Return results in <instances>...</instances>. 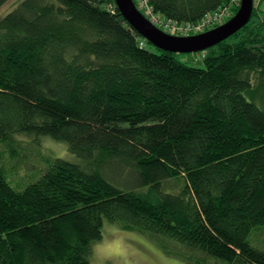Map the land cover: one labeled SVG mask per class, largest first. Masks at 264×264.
I'll return each instance as SVG.
<instances>
[{"label":"trees","instance_id":"16d2710c","mask_svg":"<svg viewBox=\"0 0 264 264\" xmlns=\"http://www.w3.org/2000/svg\"><path fill=\"white\" fill-rule=\"evenodd\" d=\"M148 2L179 24L232 4ZM203 63L149 44L114 0H22L0 18V144L49 137L79 159L40 157L24 186L0 166V264H87L106 219L187 264H264L249 242L264 110L244 95L264 82V0Z\"/></svg>","mask_w":264,"mask_h":264},{"label":"rangeland","instance_id":"374dc122","mask_svg":"<svg viewBox=\"0 0 264 264\" xmlns=\"http://www.w3.org/2000/svg\"><path fill=\"white\" fill-rule=\"evenodd\" d=\"M21 1L22 0H8L3 4L0 7V18L14 9ZM259 1L260 0H254L255 5H257ZM239 3L238 1H235V3L232 1V4L227 6L228 17L226 20L233 16H231L232 7L238 6L239 8ZM226 20H224V22ZM259 22L260 20L257 21L253 19L250 26H256ZM234 41H237V38L233 40V42ZM207 50L194 53H174V56L177 60L188 66L204 67L203 57ZM217 50L218 49H215V51ZM256 80L258 81V78ZM256 82L251 86V91L245 92L244 95L247 101L253 102L264 110V82L260 79L257 83ZM13 140L28 145L25 146L22 154L18 155L19 146L15 145L12 147L8 142L0 144V166L5 169L8 179L11 182H21L22 180L23 186L27 183L24 181L23 176L28 177L32 171L42 169V162L39 160L40 157L50 156L59 157L69 162L79 161L76 156L68 151L67 144L62 141H57L49 137L35 139L28 135H16L13 137ZM10 148L14 149L9 151ZM104 223L105 221L103 225ZM127 233L129 237L127 264H187L178 258L165 254L155 242L151 241L145 235L130 230H127ZM103 238L104 237L101 236V239ZM249 242L256 248L264 251V229L254 231L249 238ZM108 264H111V261H109Z\"/></svg>","mask_w":264,"mask_h":264},{"label":"water","instance_id":"95a60500","mask_svg":"<svg viewBox=\"0 0 264 264\" xmlns=\"http://www.w3.org/2000/svg\"><path fill=\"white\" fill-rule=\"evenodd\" d=\"M254 0H240L236 13L222 24L190 36L170 35L152 24L136 8L133 0H114L124 21L152 46L169 53L207 50L227 39L249 22Z\"/></svg>","mask_w":264,"mask_h":264},{"label":"clouds","instance_id":"9594fccd","mask_svg":"<svg viewBox=\"0 0 264 264\" xmlns=\"http://www.w3.org/2000/svg\"><path fill=\"white\" fill-rule=\"evenodd\" d=\"M104 237L101 240L92 239L88 243L87 264H127L128 233L119 221L105 220L101 228Z\"/></svg>","mask_w":264,"mask_h":264},{"label":"built area","instance_id":"2783aa9c","mask_svg":"<svg viewBox=\"0 0 264 264\" xmlns=\"http://www.w3.org/2000/svg\"><path fill=\"white\" fill-rule=\"evenodd\" d=\"M240 2V0H232ZM136 8L152 24L162 31L175 36H190L203 33L219 24L223 23L228 17V7L221 8L212 12L196 23L179 24L170 19H166L153 12L148 0H133Z\"/></svg>","mask_w":264,"mask_h":264}]
</instances>
